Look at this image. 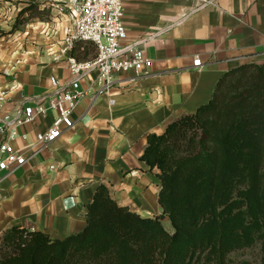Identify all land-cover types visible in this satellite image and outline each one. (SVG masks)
Segmentation results:
<instances>
[{
  "label": "crops",
  "instance_id": "0c3cea01",
  "mask_svg": "<svg viewBox=\"0 0 264 264\" xmlns=\"http://www.w3.org/2000/svg\"><path fill=\"white\" fill-rule=\"evenodd\" d=\"M67 1L0 4L6 32L24 9L33 5L38 11L23 32L0 36V93H7L0 118L15 115L30 98H43L48 107L57 90L51 80L61 86L71 80L70 54L63 53L74 29ZM123 8V44L143 42L152 65L139 74H115L105 94H99L96 73L81 81L75 126L49 148L29 149L26 164L4 175L0 243L13 226L61 241L83 232L102 185L119 206L145 218L161 216L159 170L141 160L148 136L164 134L171 123L208 105L231 70L264 65V0H124ZM197 58L201 68L193 66ZM56 118L49 110L17 130L16 148L35 145Z\"/></svg>",
  "mask_w": 264,
  "mask_h": 264
},
{
  "label": "trees",
  "instance_id": "16d2710c",
  "mask_svg": "<svg viewBox=\"0 0 264 264\" xmlns=\"http://www.w3.org/2000/svg\"><path fill=\"white\" fill-rule=\"evenodd\" d=\"M72 55L91 60L97 48L81 42ZM141 160L159 170L161 216L119 206L102 185L83 232L61 241L13 226L0 264H233L239 251L264 252V65L225 74L208 105L148 136Z\"/></svg>",
  "mask_w": 264,
  "mask_h": 264
},
{
  "label": "built area",
  "instance_id": "2783aa9c",
  "mask_svg": "<svg viewBox=\"0 0 264 264\" xmlns=\"http://www.w3.org/2000/svg\"><path fill=\"white\" fill-rule=\"evenodd\" d=\"M123 4L124 0L67 1L65 8L74 29L63 41V53L70 54L67 61L71 80L64 86L56 79L51 80L57 90L48 100V107L42 104L43 98H30L15 115L0 118V184L6 173L26 164L29 149L49 148L65 130L75 126L73 114L84 97L81 91L82 80L96 73L97 83L101 85L99 94H105L111 88L115 74L130 71L139 74L152 65L144 49L140 48L143 42L123 44L127 38ZM81 42L96 46L97 55L94 59L81 61L71 55ZM193 66L201 68L202 61L197 58ZM6 97V92L0 93V101L5 102ZM49 110L56 112L57 118L48 132L37 134L35 145L16 148L14 141L17 130L31 123L36 116L46 118ZM21 138L26 140L27 137L22 135Z\"/></svg>",
  "mask_w": 264,
  "mask_h": 264
},
{
  "label": "rangeland",
  "instance_id": "374dc122",
  "mask_svg": "<svg viewBox=\"0 0 264 264\" xmlns=\"http://www.w3.org/2000/svg\"><path fill=\"white\" fill-rule=\"evenodd\" d=\"M7 0H0V4H3ZM30 8V7H29ZM37 10L34 9L32 12H28L27 16H22L20 13L14 18H11L10 23L12 22L13 25L11 26L12 30L6 32V29L3 26H0V36L6 37L8 35H17L20 32H23L25 27L31 23L34 16L37 15ZM4 19V18H3ZM2 19V20H3ZM16 19V20H14ZM233 264H263L264 259V252L262 251L260 246H257L253 249L239 251L232 255Z\"/></svg>",
  "mask_w": 264,
  "mask_h": 264
}]
</instances>
